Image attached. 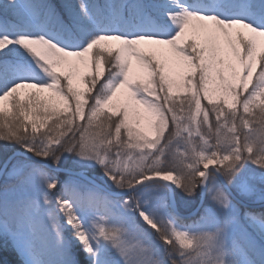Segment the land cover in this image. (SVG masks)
Masks as SVG:
<instances>
[{"label": "snow or ice", "instance_id": "obj_1", "mask_svg": "<svg viewBox=\"0 0 264 264\" xmlns=\"http://www.w3.org/2000/svg\"><path fill=\"white\" fill-rule=\"evenodd\" d=\"M3 264H264V0H0Z\"/></svg>", "mask_w": 264, "mask_h": 264}, {"label": "rangeland", "instance_id": "obj_2", "mask_svg": "<svg viewBox=\"0 0 264 264\" xmlns=\"http://www.w3.org/2000/svg\"><path fill=\"white\" fill-rule=\"evenodd\" d=\"M4 241L0 240V245H3ZM12 258V253L10 251V248L6 247H0V264H3L4 260H9Z\"/></svg>", "mask_w": 264, "mask_h": 264}, {"label": "trees", "instance_id": "obj_3", "mask_svg": "<svg viewBox=\"0 0 264 264\" xmlns=\"http://www.w3.org/2000/svg\"><path fill=\"white\" fill-rule=\"evenodd\" d=\"M1 261V260H0Z\"/></svg>", "mask_w": 264, "mask_h": 264}]
</instances>
